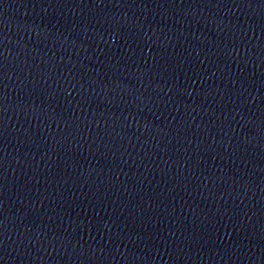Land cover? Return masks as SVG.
Wrapping results in <instances>:
<instances>
[{
	"label": "water",
	"instance_id": "obj_1",
	"mask_svg": "<svg viewBox=\"0 0 264 264\" xmlns=\"http://www.w3.org/2000/svg\"><path fill=\"white\" fill-rule=\"evenodd\" d=\"M0 264H264V0H0Z\"/></svg>",
	"mask_w": 264,
	"mask_h": 264
}]
</instances>
